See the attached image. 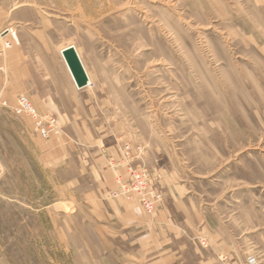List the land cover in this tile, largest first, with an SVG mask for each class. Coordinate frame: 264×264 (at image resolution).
<instances>
[{
	"label": "rangeland",
	"instance_id": "rangeland-1",
	"mask_svg": "<svg viewBox=\"0 0 264 264\" xmlns=\"http://www.w3.org/2000/svg\"><path fill=\"white\" fill-rule=\"evenodd\" d=\"M26 1L0 0V30ZM34 1L96 83L89 128L129 145L57 148V117L37 110L61 130L45 139L0 109V264H140V210L151 220L166 187L220 206L242 238L256 223L247 263L264 264V0ZM133 170L159 195L152 212L115 196Z\"/></svg>",
	"mask_w": 264,
	"mask_h": 264
},
{
	"label": "crops",
	"instance_id": "crops-1",
	"mask_svg": "<svg viewBox=\"0 0 264 264\" xmlns=\"http://www.w3.org/2000/svg\"><path fill=\"white\" fill-rule=\"evenodd\" d=\"M3 19L9 25L15 24L17 29L12 37L13 48L5 59H0V65L5 64V72L0 71V86L5 89L4 98L9 104L0 109L12 111L18 95L29 97L40 114L57 117L59 125L65 127L57 148L105 147L113 155L115 152L109 149L121 150L129 145L118 142L110 147L109 140L118 141L119 132L89 128L88 118L99 108L96 83L78 46L58 35L56 28L64 22L49 14L42 1L34 0L10 7ZM70 45L79 50L90 80L83 87L78 86L61 55L62 49ZM95 170L102 181L104 174L112 175L109 168ZM166 190L151 220L141 217L140 210V264H248L247 245L262 238L256 234V223L250 235L242 238L225 219L220 206L198 203L193 197L182 196L178 189L174 195L168 187ZM198 234L207 237L209 247H203L194 238Z\"/></svg>",
	"mask_w": 264,
	"mask_h": 264
},
{
	"label": "built area",
	"instance_id": "built-area-1",
	"mask_svg": "<svg viewBox=\"0 0 264 264\" xmlns=\"http://www.w3.org/2000/svg\"><path fill=\"white\" fill-rule=\"evenodd\" d=\"M16 25H8L0 30V59H5L8 51L13 48L12 37L16 33ZM0 71L5 72V64L0 65ZM4 87L0 86V105L8 106V101L4 98ZM16 114L30 116L33 120L34 127L37 129L39 134L48 139L51 135L59 134L61 130L57 128L56 121L54 118L48 115H40L33 104V102L26 95H19L16 100V104L12 107ZM131 185L123 184L120 190L114 191L115 196L124 194L131 195L132 192L135 193L139 201L142 203L144 208L148 212H152L155 208L157 202L156 190L150 187L149 182L145 173L140 170H133ZM249 264H261L258 258L254 255L248 258Z\"/></svg>",
	"mask_w": 264,
	"mask_h": 264
},
{
	"label": "water",
	"instance_id": "water-1",
	"mask_svg": "<svg viewBox=\"0 0 264 264\" xmlns=\"http://www.w3.org/2000/svg\"><path fill=\"white\" fill-rule=\"evenodd\" d=\"M63 55L66 59L67 64L69 65L72 74L79 87H83L88 84V76L82 65V62L78 56V53L75 47L68 46L64 49Z\"/></svg>",
	"mask_w": 264,
	"mask_h": 264
},
{
	"label": "bare ground",
	"instance_id": "bare-ground-1",
	"mask_svg": "<svg viewBox=\"0 0 264 264\" xmlns=\"http://www.w3.org/2000/svg\"><path fill=\"white\" fill-rule=\"evenodd\" d=\"M70 46H72V45H70ZM74 47H75V45H73ZM76 49V48H75ZM78 50V49H77ZM76 50V51H77ZM63 51H64V49H62V51H61V55H62V57L65 59V57H64V55H63ZM79 51V50H78ZM78 53V52H77ZM78 56H79V54H78ZM81 56H79V58H80ZM80 60H81V58H80ZM65 61H66V59H65ZM81 62H82V60H81ZM67 64V63H66ZM82 65H83V63H82ZM83 67H84V65H83ZM85 69V68H84ZM86 71V70H85ZM86 74H87V72H86ZM88 76V75H87ZM89 77H88V83H89Z\"/></svg>",
	"mask_w": 264,
	"mask_h": 264
}]
</instances>
